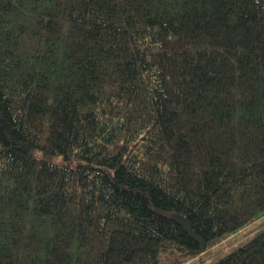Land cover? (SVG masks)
Wrapping results in <instances>:
<instances>
[{"label": "trees", "instance_id": "16d2710c", "mask_svg": "<svg viewBox=\"0 0 264 264\" xmlns=\"http://www.w3.org/2000/svg\"><path fill=\"white\" fill-rule=\"evenodd\" d=\"M260 219L264 0H0V264L203 262Z\"/></svg>", "mask_w": 264, "mask_h": 264}, {"label": "rangeland", "instance_id": "374dc122", "mask_svg": "<svg viewBox=\"0 0 264 264\" xmlns=\"http://www.w3.org/2000/svg\"><path fill=\"white\" fill-rule=\"evenodd\" d=\"M254 223L249 225L247 228L233 235L222 238L215 244L211 245L209 249H207V258L206 256L202 255V258L205 259L203 260V262H201L202 259L197 258L191 259L184 264H207L208 262H211V259L217 258L220 254L226 252L227 250L234 249L235 246L237 247V245L244 243L246 240L256 234L258 231H255L260 229L264 225V219H260L258 222Z\"/></svg>", "mask_w": 264, "mask_h": 264}, {"label": "water", "instance_id": "95a60500", "mask_svg": "<svg viewBox=\"0 0 264 264\" xmlns=\"http://www.w3.org/2000/svg\"><path fill=\"white\" fill-rule=\"evenodd\" d=\"M186 229H187V232H189L192 237H195V235L192 233L190 228L187 227ZM204 247H205V245H202L201 250H203Z\"/></svg>", "mask_w": 264, "mask_h": 264}]
</instances>
